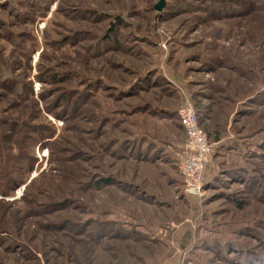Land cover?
I'll list each match as a JSON object with an SVG mask.
<instances>
[{"label": "rangeland", "instance_id": "1", "mask_svg": "<svg viewBox=\"0 0 264 264\" xmlns=\"http://www.w3.org/2000/svg\"><path fill=\"white\" fill-rule=\"evenodd\" d=\"M0 264H264V0H0Z\"/></svg>", "mask_w": 264, "mask_h": 264}, {"label": "built area", "instance_id": "2", "mask_svg": "<svg viewBox=\"0 0 264 264\" xmlns=\"http://www.w3.org/2000/svg\"><path fill=\"white\" fill-rule=\"evenodd\" d=\"M179 120L186 133L185 153L179 164L185 192L198 196L203 191L205 172L212 154V143L199 122L196 109L187 104L179 110Z\"/></svg>", "mask_w": 264, "mask_h": 264}, {"label": "water", "instance_id": "3", "mask_svg": "<svg viewBox=\"0 0 264 264\" xmlns=\"http://www.w3.org/2000/svg\"><path fill=\"white\" fill-rule=\"evenodd\" d=\"M163 5V1L159 2V4L157 5L158 8H161Z\"/></svg>", "mask_w": 264, "mask_h": 264}, {"label": "trees", "instance_id": "4", "mask_svg": "<svg viewBox=\"0 0 264 264\" xmlns=\"http://www.w3.org/2000/svg\"><path fill=\"white\" fill-rule=\"evenodd\" d=\"M199 118V117H198ZM199 122H200V120H199ZM200 124H201V122H200ZM180 126L182 127V125H181V123H180ZM183 128V127H182ZM184 130V129H183Z\"/></svg>", "mask_w": 264, "mask_h": 264}]
</instances>
